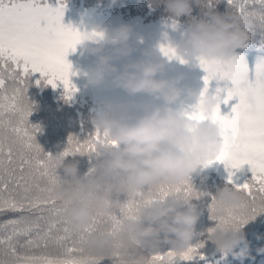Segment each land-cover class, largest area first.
<instances>
[{
	"label": "snow or ice",
	"instance_id": "snow-or-ice-1",
	"mask_svg": "<svg viewBox=\"0 0 264 264\" xmlns=\"http://www.w3.org/2000/svg\"><path fill=\"white\" fill-rule=\"evenodd\" d=\"M217 0H209L211 8ZM234 12L241 16L252 15L264 26V0H228ZM251 5V7H250ZM258 5V7H256ZM238 9V11H237ZM65 5L57 8L41 5V0H0V215L16 214L0 223V264H100L103 258L86 250L87 241L100 233L115 235L124 219H134L141 206L172 195L186 200L201 199L206 193L198 192L190 182L182 185L161 184L138 193L135 199L122 206V218L116 214L105 216L97 211L95 218L82 232L68 227L64 213L70 206L60 201L55 191L62 184L55 161L59 158L87 155L96 152V145L108 143L98 130L83 142L70 136L67 149L56 156L45 153L36 137L40 126L30 123L35 105L30 101L28 89L31 77L40 73L36 86L57 88L63 85L65 99L72 100L78 91L71 77L76 73L67 60L70 52L87 39H100L102 33H81L63 24ZM178 25L175 21L172 28ZM247 47V46H246ZM162 53L169 60L187 63L179 57L171 44L161 45ZM199 67L206 73L207 95L211 82H228L231 87L217 90L227 92L222 101L227 104L234 98L239 103L232 109L231 118L220 114V107L210 116L196 106L184 113L189 120H211L221 129L223 151L205 167L219 162L229 172L228 183L233 184L235 172L250 166L252 179L243 185H234L241 196L235 207L223 208L213 197L210 206L211 219L218 222L210 229H239L257 216L264 214V62L257 63L254 73L243 57L234 55L230 60L199 58ZM250 76H254L250 78ZM250 83L248 92L239 89L241 81ZM255 97V105L247 103V96ZM111 146H116L114 143ZM222 212V216H218ZM46 226H42L41 222ZM117 242L113 252V264H124ZM199 247L187 251L151 254L135 264H177V260L191 261L199 255ZM203 259V256H201Z\"/></svg>",
	"mask_w": 264,
	"mask_h": 264
},
{
	"label": "clouds",
	"instance_id": "clouds-1",
	"mask_svg": "<svg viewBox=\"0 0 264 264\" xmlns=\"http://www.w3.org/2000/svg\"><path fill=\"white\" fill-rule=\"evenodd\" d=\"M164 3L172 17L179 18L191 17L193 4L204 5V0H164ZM206 15L210 20L191 21L183 29L179 42L170 43L177 55L187 61L184 64L199 66L201 57L230 60L238 49L250 43L257 26V19L250 14L241 16L230 11L221 15L210 11ZM92 32L102 33V38L82 43L85 52L95 57L93 66L85 73L87 84L109 92L122 91L130 98L144 95L163 103L161 106L138 104L134 100L104 101L90 117V123L106 136L108 143L96 145L93 155L97 163L90 172L81 175L79 162L66 163L67 157L55 161L57 171L63 170L62 184L56 188L55 196L70 205L64 218L76 232H82L97 211L111 216L138 193L161 184L189 182L193 174L208 169L205 165L216 160L224 149L221 129L215 123L189 120L174 107L195 101L210 116L220 107L221 98L209 92L202 96V92L181 87L183 77L165 78L168 63L178 60H169L161 45H150L139 59H133L142 38L131 25L111 29L96 26ZM249 88L247 80L240 82L242 92L247 93ZM247 103L254 106L255 97L249 94ZM113 143L115 147L111 146ZM122 196L127 197L124 202ZM186 202L190 201L172 195L141 206L134 219L122 221L115 235L92 236L86 250L95 257L111 258L119 242L124 264L148 258L161 244L171 245L177 253L185 252L192 247L200 218L194 205L183 210ZM217 202L223 208L235 207L241 203V196L234 188L224 187ZM210 239L225 255L232 254L241 260L248 256L243 227L217 228ZM241 245L244 248L235 252ZM258 251L264 254V249Z\"/></svg>",
	"mask_w": 264,
	"mask_h": 264
},
{
	"label": "trees",
	"instance_id": "trees-1",
	"mask_svg": "<svg viewBox=\"0 0 264 264\" xmlns=\"http://www.w3.org/2000/svg\"><path fill=\"white\" fill-rule=\"evenodd\" d=\"M62 2L65 5L63 24L66 27L70 26L79 30L81 33H90L96 26L111 29L118 28L125 24L131 25L142 38L138 45L139 51L136 52L133 59H139L142 51L150 45H161L158 42L159 36L157 30L163 29V27H172L173 21L178 25L175 30L181 33L178 39L179 42L183 36V29L191 21L210 20L206 15V13L210 11L221 15L233 11L228 0H217L211 8L207 6L209 0H204V5H196L194 3L192 16H183L179 18L172 17L166 10L164 0H115V3H113V0H62ZM41 5L57 8L61 5V0H41ZM256 7H258V5H256ZM236 55L243 57L251 72L254 73L257 63L264 62V26H261L257 22V26L252 32L250 43L247 47L238 49ZM67 60L72 65L73 73H76L72 76L73 78L71 77V81L74 78H78V85L80 84L83 86L87 84L85 73L93 66L95 57L88 55L85 52L83 44H80L77 46L75 52H70ZM205 76L206 73L198 65L182 64L179 61H171L168 63L165 78L174 79L183 77L181 87L200 93L205 88ZM250 78L254 79V76H250ZM37 80H41L40 73L38 76L37 73H35L31 77V81L35 86V95H33L32 99L44 103L43 96L46 92L50 94V91H52L55 96L60 97L68 104L67 108H69L75 116L78 117L79 115L80 118L84 117L89 122L90 117L94 115L96 109L104 101L108 100V98L102 99L93 95L89 96V94L84 93L82 90H78L72 100L68 101L65 99V89L63 85L55 89L51 86H36L35 82ZM226 86L231 87V84L221 81L218 85L216 81H213L209 86V94L217 95L218 88L223 89ZM113 94H115V96L121 95L124 98V102L134 100L138 104L156 103L161 106L163 103L144 95L130 98L122 91H113ZM219 95L221 101H223L227 96V92L222 91ZM92 97L97 98L93 99ZM238 103V98H234L227 104L222 102L220 105L221 116L231 118L234 115L232 109ZM43 107V105H40L41 109H43ZM174 107L182 113L191 112L196 107V102L187 101L186 103H178L174 105ZM80 131L81 129L79 128L78 132ZM95 132L94 126L90 123L89 135H93ZM75 137L81 139V134H76ZM74 161L79 162V171L81 175L89 173L97 163L94 155L89 158L87 157L85 160H83V157L80 155H77ZM58 175L63 177V171L58 170ZM252 176L253 174L250 170V166L245 165L242 170L235 172V176L232 177L234 183L230 184L228 183L229 172L225 165L219 162L214 163L203 172L193 174L189 182L196 191L206 193L207 195H204L201 199H192L190 202H186L183 210H187L191 205L196 207L200 218L196 225L192 247H199L200 244H204V247L199 249V255L193 260L183 261L178 259L177 264H264V254L258 251L259 249H264V242L259 239V231L264 229V217L255 219L252 223H247L243 226L248 245V256L243 260L236 259L232 254L225 255L220 252L210 239V229L216 228L218 224L217 221L211 219V213L209 211L213 202V197L217 198L219 192L222 191L224 187L233 188L234 185H243L250 181ZM121 201L124 202L123 200ZM15 215L16 214L13 213L0 215V223L14 218ZM116 215L122 218V214L119 210L116 211ZM41 224L42 226H46L43 221ZM68 227L70 226L68 225ZM243 248L244 245H241L235 249V252L239 253ZM169 251H172L171 245L161 244L159 250L155 253L166 254ZM201 256H203V259H201ZM100 264H113V259L105 258L101 260Z\"/></svg>",
	"mask_w": 264,
	"mask_h": 264
},
{
	"label": "rangeland",
	"instance_id": "rangeland-1",
	"mask_svg": "<svg viewBox=\"0 0 264 264\" xmlns=\"http://www.w3.org/2000/svg\"><path fill=\"white\" fill-rule=\"evenodd\" d=\"M158 42L162 45H167L169 43L178 42L179 37L181 36L180 31L173 29L172 27H163V29H158ZM39 73H37L38 76ZM73 78V77H72ZM78 78H74L72 83L78 87V90H82L84 93L89 94V96H97L99 98H108V100H113L117 102H124V98L119 95L115 96L113 91L109 92L103 89H96L90 87L88 84L78 85ZM80 86V87H79ZM34 84L28 89V96L30 101L35 105L33 114L30 116V123L32 125H38L42 131L37 135V143L43 148L45 153L56 156L63 153L68 147V140L70 136H75L76 134H81L80 141L83 142L89 136V126L90 122L83 118H80L78 115L75 116L72 111L67 108L68 104L53 94L50 91V94L47 92L43 96L44 103L38 102L36 99H32L35 95ZM61 87V86H60ZM78 92V91H77ZM97 97H92L93 99ZM40 105H43V109L40 108ZM72 113V114H71ZM74 115V116H73ZM81 129L78 132V129ZM89 156H83V160ZM74 158L76 156H69L66 159V163L75 162ZM59 171H63L60 169ZM121 200L125 201L127 197L122 196ZM264 217V214L257 216L255 219H260ZM254 219V220H255ZM253 221V220H252ZM250 221L249 223H252ZM260 240L264 242V229L259 231Z\"/></svg>",
	"mask_w": 264,
	"mask_h": 264
}]
</instances>
